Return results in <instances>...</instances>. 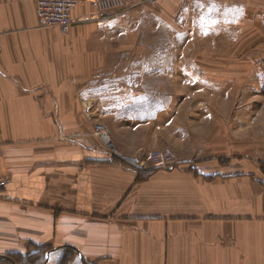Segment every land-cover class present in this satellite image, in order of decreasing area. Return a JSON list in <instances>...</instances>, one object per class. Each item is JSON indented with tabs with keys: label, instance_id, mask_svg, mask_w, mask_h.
<instances>
[{
	"label": "crops",
	"instance_id": "1",
	"mask_svg": "<svg viewBox=\"0 0 264 264\" xmlns=\"http://www.w3.org/2000/svg\"><path fill=\"white\" fill-rule=\"evenodd\" d=\"M199 1L232 7L249 39L264 34V0ZM72 18L63 36L41 27L34 0H0V264H60L65 255L70 264H264V172L175 155L178 146L202 152L219 131L215 112L196 104L188 139L175 84L160 79L172 77L169 65L138 60L99 80L111 59L104 42L126 35L128 17H102L85 0ZM252 56L255 87L264 54ZM100 123L114 153L94 134ZM140 135L152 136L150 151L171 152L174 166L154 169Z\"/></svg>",
	"mask_w": 264,
	"mask_h": 264
},
{
	"label": "rangeland",
	"instance_id": "2",
	"mask_svg": "<svg viewBox=\"0 0 264 264\" xmlns=\"http://www.w3.org/2000/svg\"><path fill=\"white\" fill-rule=\"evenodd\" d=\"M173 4L168 7V0H139L135 6L123 1L120 14L128 17L127 33L105 40L104 47L110 50L111 59L99 80L109 79L110 68L119 78V65L138 60L156 58L161 66L169 65L170 74L174 71L172 77L160 79H171L175 84L177 113L180 107L183 110L177 126L185 127L191 135L192 126L200 122L192 117V111L202 103L215 112L219 128L217 135L209 136L207 144H202V152L188 153L178 146L175 155L191 156L197 163L250 161L264 172V87L259 82L264 80V73L256 72L255 87L248 83V69L254 61L249 54L255 55L256 63L264 54L263 30H253L250 37L254 39H249L247 25L235 22L237 17L230 6L199 0H174ZM155 51L159 54L151 55ZM185 78H202L217 86L185 87L181 82ZM99 87L97 90L102 91L103 84ZM224 113L226 118L221 116ZM190 135L188 139L193 140ZM110 143L111 147H105L114 153ZM152 143V136H139V145L145 152L148 150L149 157L154 151H165H150Z\"/></svg>",
	"mask_w": 264,
	"mask_h": 264
},
{
	"label": "built area",
	"instance_id": "3",
	"mask_svg": "<svg viewBox=\"0 0 264 264\" xmlns=\"http://www.w3.org/2000/svg\"><path fill=\"white\" fill-rule=\"evenodd\" d=\"M85 0H34L35 11L41 27L56 28L63 36L69 34L74 21V9ZM102 17H117L123 7V0H89ZM94 134L106 147H111L110 139L103 125H96ZM152 167L168 170L174 166V158L168 151H154L150 154ZM0 183V187H2Z\"/></svg>",
	"mask_w": 264,
	"mask_h": 264
},
{
	"label": "trees",
	"instance_id": "4",
	"mask_svg": "<svg viewBox=\"0 0 264 264\" xmlns=\"http://www.w3.org/2000/svg\"><path fill=\"white\" fill-rule=\"evenodd\" d=\"M112 162H115V163H118V164H121V165H124L125 163L127 164V161L123 160V159H119L118 157H113L112 159ZM41 253L44 252V250H40ZM71 256H64L63 259H62V262L60 264H70L68 263L66 260H68ZM41 264H44V261L41 263Z\"/></svg>",
	"mask_w": 264,
	"mask_h": 264
},
{
	"label": "bare ground",
	"instance_id": "5",
	"mask_svg": "<svg viewBox=\"0 0 264 264\" xmlns=\"http://www.w3.org/2000/svg\"><path fill=\"white\" fill-rule=\"evenodd\" d=\"M106 133H107V131H106ZM108 134V133H107Z\"/></svg>",
	"mask_w": 264,
	"mask_h": 264
}]
</instances>
